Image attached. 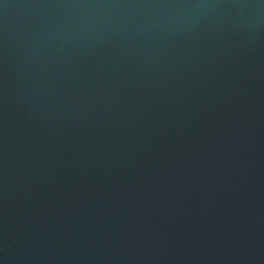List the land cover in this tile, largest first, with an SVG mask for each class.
<instances>
[{
	"label": "water",
	"instance_id": "obj_1",
	"mask_svg": "<svg viewBox=\"0 0 264 264\" xmlns=\"http://www.w3.org/2000/svg\"><path fill=\"white\" fill-rule=\"evenodd\" d=\"M0 264H264V0H0Z\"/></svg>",
	"mask_w": 264,
	"mask_h": 264
}]
</instances>
